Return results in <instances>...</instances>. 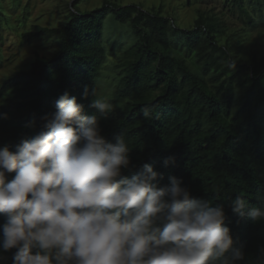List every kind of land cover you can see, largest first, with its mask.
<instances>
[{
  "label": "trees",
  "instance_id": "obj_1",
  "mask_svg": "<svg viewBox=\"0 0 264 264\" xmlns=\"http://www.w3.org/2000/svg\"><path fill=\"white\" fill-rule=\"evenodd\" d=\"M238 5L244 21L256 25ZM110 12L120 22L130 21L138 38L119 64L116 110L100 119L108 141L124 132L132 149L135 167L125 175L139 173L148 163L162 174L161 185L175 176L193 197L223 204L234 246L246 253L242 264H256L264 247V222L239 217L231 200L239 194L259 206L257 197L264 195V51H253L248 63L237 60L231 42L220 44L216 18L200 16L187 30L141 5L105 1L100 8L72 12L62 27L26 34L32 39L47 31L58 37L60 48L52 56H37L29 70L4 82L0 99L11 95L0 105V147H14L37 134L41 118L56 110L55 101L65 92L84 105L85 115L98 114L90 106L93 97L84 99L83 91L95 86L100 92L97 79L107 57L104 22ZM173 40L184 44L188 55L196 54L202 73L175 54ZM144 105L152 106V120L141 113ZM169 156L175 163L165 167ZM4 255L11 264L12 252Z\"/></svg>",
  "mask_w": 264,
  "mask_h": 264
},
{
  "label": "clouds",
  "instance_id": "obj_2",
  "mask_svg": "<svg viewBox=\"0 0 264 264\" xmlns=\"http://www.w3.org/2000/svg\"><path fill=\"white\" fill-rule=\"evenodd\" d=\"M89 96L98 114L85 115L65 92L37 134L0 147V264L8 252L11 264H242L223 204L193 197L175 176L161 185L148 163L125 175L135 165L124 132L111 142L100 128L117 105L95 86H85ZM140 111L154 118L152 106ZM257 200L237 194L232 212L264 222V195ZM256 264H264V247Z\"/></svg>",
  "mask_w": 264,
  "mask_h": 264
},
{
  "label": "rangeland",
  "instance_id": "obj_3",
  "mask_svg": "<svg viewBox=\"0 0 264 264\" xmlns=\"http://www.w3.org/2000/svg\"><path fill=\"white\" fill-rule=\"evenodd\" d=\"M105 1L141 5L145 10L160 12L187 30L195 27L200 16L216 18L222 29L217 33L220 44L231 42L234 57L243 63L250 61L253 51H264V0H0V90L7 79L29 70L37 56H52L60 48L58 37L49 36L47 31L32 39L26 34L38 32V27H62L72 12L91 11L102 7ZM239 3L257 20L256 25L250 26L244 21ZM137 39L130 21L120 22L113 12L107 15L102 39L107 57L97 82L99 95L110 96L114 104L120 79L119 64ZM172 47L175 54L186 58L194 70L202 73L196 54L188 55L184 44L176 40ZM10 95L6 93L0 105Z\"/></svg>",
  "mask_w": 264,
  "mask_h": 264
}]
</instances>
